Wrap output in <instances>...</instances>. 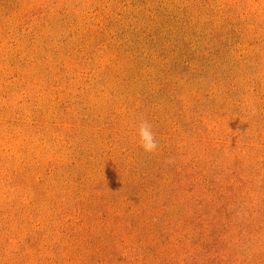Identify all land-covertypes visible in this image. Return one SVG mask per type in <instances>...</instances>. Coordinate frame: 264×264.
Returning a JSON list of instances; mask_svg holds the SVG:
<instances>
[{"label": "rangeland", "instance_id": "374dc122", "mask_svg": "<svg viewBox=\"0 0 264 264\" xmlns=\"http://www.w3.org/2000/svg\"><path fill=\"white\" fill-rule=\"evenodd\" d=\"M0 264H264V0H0Z\"/></svg>", "mask_w": 264, "mask_h": 264}, {"label": "clouds", "instance_id": "9594fccd", "mask_svg": "<svg viewBox=\"0 0 264 264\" xmlns=\"http://www.w3.org/2000/svg\"><path fill=\"white\" fill-rule=\"evenodd\" d=\"M136 142L145 154L155 155L160 151V142L150 120L140 118L137 121Z\"/></svg>", "mask_w": 264, "mask_h": 264}, {"label": "trees", "instance_id": "16d2710c", "mask_svg": "<svg viewBox=\"0 0 264 264\" xmlns=\"http://www.w3.org/2000/svg\"><path fill=\"white\" fill-rule=\"evenodd\" d=\"M214 225L215 224H212V227H210L207 230V232H209V234H207V235H205V234L203 235V233L199 234V238H198L197 244H196V242H194L195 244L193 243L192 245H197V249L200 248V249H202V251H205V249L207 247H211V248L215 249L214 253L215 252L217 253L219 251V248H218L219 245H217V243L221 241V238H220V236L217 233V229H215L213 227ZM207 251L209 252V251H211V249L209 248ZM207 251H205V252L207 253ZM184 253H185V255H184L185 258H183V260H182L183 262H185L186 258H188L190 260H194L195 259V255L194 256L191 255V253H189L188 251H185Z\"/></svg>", "mask_w": 264, "mask_h": 264}]
</instances>
